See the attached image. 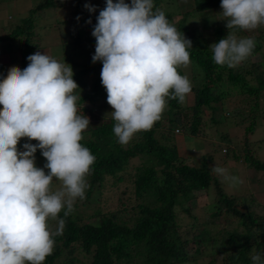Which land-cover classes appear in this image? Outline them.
I'll use <instances>...</instances> for the list:
<instances>
[{
    "label": "clouds",
    "instance_id": "clouds-1",
    "mask_svg": "<svg viewBox=\"0 0 264 264\" xmlns=\"http://www.w3.org/2000/svg\"><path fill=\"white\" fill-rule=\"evenodd\" d=\"M220 6L228 34L209 48L217 65L233 68L256 47L253 38H238L236 31L264 25V0H222ZM85 8L95 11L89 4ZM96 19L92 62H102L101 82L116 121L113 132L127 145L135 133L151 130L161 119L166 97L182 103L191 93L188 78L177 69L191 63L192 42L154 0H106ZM13 59L0 68L8 70ZM27 60L26 68L13 66L0 81V264H43L53 252V237L65 228L58 214L65 209L67 217L76 198H86V176L96 159L80 143L90 118L77 114L81 95L73 94L79 86L71 65L40 51ZM23 137L38 143H25L19 151ZM38 149L46 158L47 174L35 165ZM212 171L233 185L240 183L226 168L214 166ZM53 178L62 182L61 190H51ZM48 218L57 220L55 231ZM251 259L264 264L259 254Z\"/></svg>",
    "mask_w": 264,
    "mask_h": 264
},
{
    "label": "trees",
    "instance_id": "trees-1",
    "mask_svg": "<svg viewBox=\"0 0 264 264\" xmlns=\"http://www.w3.org/2000/svg\"><path fill=\"white\" fill-rule=\"evenodd\" d=\"M175 1H178L179 7L185 11L182 13L183 18L180 23L174 26L186 38L187 28L184 23L188 14L207 9H222L220 6L222 0ZM61 2L63 1L44 2L43 5L40 4L30 11L38 12L44 6L49 7ZM125 2L131 4V0H125ZM77 7L79 9L72 12L73 22L76 21L75 34L72 32L70 42L68 39L63 41L64 44L72 43L75 48L80 49L87 41L81 18L88 16L92 25L95 26L99 12H89L85 7ZM156 8L164 11L166 18L170 21L172 12L163 9L161 4H157ZM39 18L31 20V14L27 15L10 32L0 34V52L5 49L4 43L9 44L10 48L14 45L17 47L19 58L13 59L12 65L21 69L26 68L29 63L27 57L37 52L38 40L34 37H37L35 33ZM213 31L218 34V40H221L222 36L225 38L228 34V29L220 24L216 25ZM250 37L256 42V47L251 54L253 55L261 50L263 37L258 34ZM190 40L192 42V49H189L190 60L193 61L191 70L200 72L199 78L195 73L192 74L195 84L192 85L193 114L190 130L193 133L197 130L202 108L216 110L214 103H223L224 99L236 93L254 95L257 102L250 110L255 112L256 109H260V90L264 88L261 73H255L240 64L233 68L217 65L213 60L211 48L203 38L192 37ZM95 47L89 49V60L85 64L75 63L83 69L75 71L73 75L74 81L80 88L74 90V95L79 96V93L81 95L77 104L89 105L88 113L94 117L87 131L82 133V135L86 133L87 136L83 135L84 139L80 141L82 146L87 147L96 158L90 173L86 176L89 185L87 193L90 194L100 188L108 177H114L117 181L124 180L121 173L132 158L140 157L141 163L134 166V172L131 174L132 186L128 185L124 190V192L132 193L128 206L122 202L117 211L109 214L98 212L93 214L97 217L96 219L86 222L78 221L80 217H73L71 213L65 217L64 210H61L57 219L65 220V228L62 235L53 237L55 242L53 252L46 257L43 264H132L135 256L139 255L137 253L139 247L144 251V261L141 264H253L251 259L253 255L259 254L264 258L262 255L264 219L258 218L251 210L238 207L234 197L225 193L218 180L212 176L206 163L189 165L183 162L175 144L161 142L157 135L161 129L157 130L161 119L155 122L151 130L135 133L127 145H121L118 142L113 132L116 121L112 117H104L95 107L100 99L107 98L106 89L101 82L102 62H92ZM10 52L12 54V50ZM177 71L180 75H184L180 67ZM4 73L3 77L0 76V81L7 76L8 70ZM88 73L92 76V81L87 88ZM253 73L255 76L252 79L256 80V86H253L248 79ZM165 99L167 113L174 115L169 123L182 125L184 118L180 116V108L183 103L179 102L178 98L166 97ZM228 120L223 110L218 115L212 116L213 122L223 125H229L232 122ZM257 123L253 116L246 127V132L252 131ZM167 132L172 134L171 126L167 128ZM161 136H163L162 133ZM36 153L43 159L45 165L47 161L41 151L37 150ZM235 157H237L236 153ZM244 159L251 161L256 170H264V161L253 159L250 154H247ZM44 165L38 168H44ZM44 171L47 174L50 170L44 168ZM211 184L214 185L216 198L206 204L210 218L202 223H196L197 218L191 214V208L186 202L197 193L207 194ZM245 205L246 202H244ZM179 211L195 218L189 224V230L184 233L181 232L180 222L177 220ZM122 212H126L128 216L122 217L119 214ZM222 213L236 217L238 226L232 229L225 227L213 232L211 223ZM195 241L198 246L192 247L191 244ZM188 247L192 248L188 249ZM203 251L208 259L206 261H203L204 259L201 261L203 256H199ZM81 252L88 256L86 261L77 258L76 254Z\"/></svg>",
    "mask_w": 264,
    "mask_h": 264
},
{
    "label": "rangeland",
    "instance_id": "rangeland-1",
    "mask_svg": "<svg viewBox=\"0 0 264 264\" xmlns=\"http://www.w3.org/2000/svg\"><path fill=\"white\" fill-rule=\"evenodd\" d=\"M51 1L55 0H0V27L2 26L3 28L1 29L5 30L1 32L0 29V34L10 32L12 28L19 25L27 15L31 14V20L40 17L39 20H37L38 25L35 33L37 37H34L35 40H38L37 51H40L41 54L46 53L58 62H65L71 65L73 73L75 71H81L83 68L75 63L81 62L83 65L89 60V49L96 46V39L92 36L94 26L90 25L91 23H87L90 18L84 16L81 18V21L83 25L82 29L87 37V41L84 43L85 46L79 49L75 48L72 43L64 44L65 42L63 40L68 39L70 42L72 39V32L74 33L76 31V21L73 22L72 18L74 15H72V12L75 9H79L77 6L81 8L85 7V4L93 6L95 11L100 12L106 7V0H58L63 2L60 4L55 3V5L49 7L44 6L43 9L38 12L30 11L31 9H36L40 4L43 5L44 2L51 3ZM157 4H161L163 9L168 12H172L173 16L169 21L171 24L177 25V23H180L183 18L182 13H184L185 9L179 7L178 1H154V5L157 6ZM222 11V9H207L188 14L185 17L186 20L184 23L187 28V38H203L208 46L217 43L218 34L213 31V28L218 24L226 27L225 20L227 18L223 16ZM257 34L263 37L261 50L256 54L250 55L249 58L245 62H241L240 65H243L244 68H248L255 73H261L264 79V25L258 26L255 30H244L243 32L236 31L238 38H246ZM226 36L227 34L225 37ZM4 47L6 49L5 52H0V61L2 63L6 64L10 62L13 56L15 59L19 58L16 45L10 48L9 44L4 43ZM11 50L13 54H11ZM69 57L72 60H70ZM13 66L14 65H10L6 67V69L9 70V68ZM191 66L193 67V61L187 66L181 65L179 67L184 71L183 76L188 78L192 86L195 84L192 79V74L195 73L199 78L200 72L192 71ZM3 70L4 68H0L1 77L5 75ZM253 76H255L254 73L250 75L248 79L253 86H256L257 82L255 79H252ZM86 78L88 88L92 81V76L88 73ZM73 94H75V91ZM260 94V109H254L255 112H253V110L251 111L250 108L255 105L257 98H255L254 95H240L238 93L227 97L224 99L223 103H214L213 105L217 108L216 110H212L208 107L202 108L199 113L200 121L197 124V130L193 133L190 130L193 114V110L191 109L193 104V92L191 91V93L187 94L180 108V116L184 118L182 120V125L169 123L170 120L174 118V115L172 113L168 114L167 109H165L162 113L159 127H157V130L161 128L160 131L157 132V135L161 142L168 144L173 143L176 145L183 162L189 165L206 163L212 176L218 180L225 193L228 195L231 194L234 197L238 207L241 206L243 210H251L258 218L264 219V170H256L251 161L244 159L247 154H250L253 159L256 160L257 158L264 161V88L260 90ZM95 107L104 117H112L110 112L114 110L107 103V98L100 99ZM77 108V114L89 117L90 123H92V118L94 117L88 113L90 106L86 103H78ZM221 110L225 112V116L229 119L228 122L232 121L229 125H223L222 123L212 121V116L218 115ZM253 116L258 123L252 131L246 132V127ZM169 126L173 129L171 135L167 132ZM177 127L181 129V132L175 131ZM161 133L163 136H161ZM83 135L87 136L86 133ZM29 142L32 144L38 143L36 140L29 141L27 137H23L17 145L18 150L23 151V144ZM38 151L40 150L38 149ZM235 153L237 157H235ZM140 163V157H135L130 160L126 169L121 173L124 176V180L117 181L114 177H108L100 188L92 191L90 194L87 193L86 189V198L83 200L76 198L73 205L74 210L71 212V215L73 217L79 216L80 219L78 221L80 222L93 221L97 218L93 214L98 212L100 214L115 212L117 209H120L122 202L128 206L132 193L131 191L124 192V190L128 185L132 186L131 174L134 172V166ZM35 165L36 167H42L44 165L43 159L39 157L37 153H35ZM214 166L226 168L231 176L239 178L240 183L233 185L230 181H225L212 171ZM62 186L61 181L53 178V182L50 186L53 192L61 190ZM215 198L214 185L211 184L207 194L204 192L197 193L195 197L186 202L191 208V214L197 218L196 223L209 220L210 216L206 209V204L211 203ZM244 202H246L247 206H244ZM62 210L65 211V209ZM119 214L122 217L128 216L126 212ZM194 217L186 215L184 212H178L177 220L180 222L179 227L181 232L184 233L189 230L188 226L195 219ZM236 219L237 218L231 214L224 215L222 213L220 217L214 219L211 223L212 231L214 232L215 230L225 227H230V229H232L238 226ZM47 223L49 229L55 231L57 228V220L48 218ZM196 243V241L193 242V244H191L193 245L192 247L198 246ZM192 247H188V249ZM200 248L202 249V247ZM137 253L139 255L135 256L132 264H141L144 261V251L141 247L137 249ZM76 255L81 261H86L88 258V256L84 255L82 252ZM262 255L264 257V251ZM199 256H203L201 261L203 259V261L208 260L204 256V251L201 252Z\"/></svg>",
    "mask_w": 264,
    "mask_h": 264
},
{
    "label": "crops",
    "instance_id": "crops-1",
    "mask_svg": "<svg viewBox=\"0 0 264 264\" xmlns=\"http://www.w3.org/2000/svg\"><path fill=\"white\" fill-rule=\"evenodd\" d=\"M78 1H80V0H78ZM113 1H114V3L117 2V0H113ZM81 20H82V19H81ZM81 25H82V21H81ZM90 25H92V22H91ZM82 26H83V25H82ZM1 28H3V27L1 26L0 29H1ZM4 31H5L4 29H1V32H4ZM5 50H6V49H4L3 52H5ZM8 53H9V52H8ZM0 63H2V62L0 61Z\"/></svg>",
    "mask_w": 264,
    "mask_h": 264
},
{
    "label": "built area",
    "instance_id": "built-area-1",
    "mask_svg": "<svg viewBox=\"0 0 264 264\" xmlns=\"http://www.w3.org/2000/svg\"><path fill=\"white\" fill-rule=\"evenodd\" d=\"M175 131H176V132H179V131H180V129H179V128H176V129H175Z\"/></svg>",
    "mask_w": 264,
    "mask_h": 264
}]
</instances>
